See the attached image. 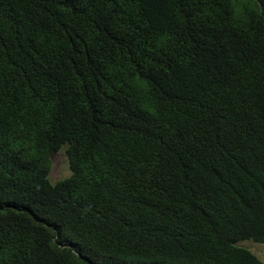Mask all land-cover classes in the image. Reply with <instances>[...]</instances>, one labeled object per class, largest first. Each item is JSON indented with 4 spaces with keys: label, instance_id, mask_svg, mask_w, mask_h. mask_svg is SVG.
<instances>
[{
    "label": "trees",
    "instance_id": "trees-1",
    "mask_svg": "<svg viewBox=\"0 0 264 264\" xmlns=\"http://www.w3.org/2000/svg\"><path fill=\"white\" fill-rule=\"evenodd\" d=\"M247 240L264 0H0V264H264Z\"/></svg>",
    "mask_w": 264,
    "mask_h": 264
},
{
    "label": "rangeland",
    "instance_id": "rangeland-1",
    "mask_svg": "<svg viewBox=\"0 0 264 264\" xmlns=\"http://www.w3.org/2000/svg\"><path fill=\"white\" fill-rule=\"evenodd\" d=\"M50 160L51 170L49 173V180L52 184L66 179L71 175L65 148L53 153ZM239 246L249 249L262 262H264V244L247 240L240 242Z\"/></svg>",
    "mask_w": 264,
    "mask_h": 264
},
{
    "label": "clouds",
    "instance_id": "clouds-1",
    "mask_svg": "<svg viewBox=\"0 0 264 264\" xmlns=\"http://www.w3.org/2000/svg\"><path fill=\"white\" fill-rule=\"evenodd\" d=\"M262 244V243H261Z\"/></svg>",
    "mask_w": 264,
    "mask_h": 264
}]
</instances>
